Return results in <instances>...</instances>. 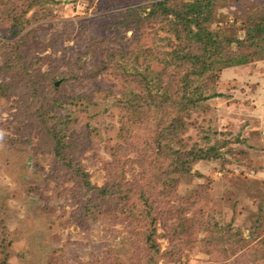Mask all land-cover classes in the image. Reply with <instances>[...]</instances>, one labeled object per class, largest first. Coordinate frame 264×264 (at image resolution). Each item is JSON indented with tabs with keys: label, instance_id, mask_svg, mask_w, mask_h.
Instances as JSON below:
<instances>
[{
	"label": "rangeland",
	"instance_id": "1",
	"mask_svg": "<svg viewBox=\"0 0 264 264\" xmlns=\"http://www.w3.org/2000/svg\"><path fill=\"white\" fill-rule=\"evenodd\" d=\"M159 1L191 0H0V66L15 44L41 87L0 97V264L5 253L7 264H264V59L196 78L216 94L166 141L183 152L218 146L220 157L175 174L172 187L152 181L151 137L165 119L150 101L140 110L129 101L147 96L156 76L168 80V60L178 61L170 53L180 25ZM212 1L205 22L224 37L264 23V0ZM12 80L0 71V82ZM44 95L58 100L52 114L68 118L91 182L108 184L113 171L128 193L125 209L119 196L84 208L28 109Z\"/></svg>",
	"mask_w": 264,
	"mask_h": 264
},
{
	"label": "trees",
	"instance_id": "2",
	"mask_svg": "<svg viewBox=\"0 0 264 264\" xmlns=\"http://www.w3.org/2000/svg\"><path fill=\"white\" fill-rule=\"evenodd\" d=\"M175 4L172 5L167 4V1H159L155 6L162 8L167 14L172 15L175 24L180 25L179 29H174L179 43L170 53L172 58L178 61L168 60V65L173 68V71L170 69L168 80L164 81L162 80V76H156V81L153 83L154 86L150 87L147 96L133 97L129 101L131 109L139 110L150 101L147 106L157 108L165 119V124L157 131V134L154 133L153 137H151L152 142L150 143V147L152 153L150 156L154 164L149 178L152 181L154 180V182L162 180L166 184V188L167 186H173L175 174L189 173L193 163L220 157L218 146H211L207 149L194 148L192 151L183 152L179 149H172L168 143L169 140L166 141L171 137L176 138L178 133L185 129V116H188L192 109L201 105V101L204 99L213 97L216 94L215 92L206 93L209 89V84L205 86L194 85L196 78L202 77L210 71H215L216 74H219V70L222 68L245 65L257 58L264 59V46L262 45L264 44V23L261 24L255 21L251 25H247V21L245 24V36L241 38L224 37V35L209 27L205 22L207 17L204 14L210 15L212 12V0L185 1L180 2L179 6ZM24 25L22 20L18 22V25L14 24L12 27L14 35L19 34L24 29ZM14 45L9 47L10 52H6L7 55L5 53L6 60L0 66V71L14 77L16 81L0 82V97L10 96L19 89L24 90L27 88V90L25 89L26 91L29 90L30 92H35V94L41 89V87H38V83L36 84V81L31 78L32 75H29L28 64L20 62L22 58L20 59V55L16 52L18 51V46L15 51H11ZM18 45L21 46V44ZM256 46H259L260 49H255L252 53L242 50L243 48ZM210 76L216 78L214 74ZM145 80L146 82L149 80L146 75ZM18 82L20 86L23 84V87H18ZM51 87L53 89L58 88L52 84ZM154 88L158 90L157 93H153ZM44 97L45 95L41 97L38 103L28 107V109H33L38 131L41 135L45 134V138L50 142L51 152L55 161L59 162L62 168L69 172V178L77 181V192L81 196L80 199L84 203V208L89 210L91 206H96V203H93V201L110 200L119 196L121 199L116 204L121 209H125L128 193L120 183L115 181L113 171L108 169V176L110 178L108 184L97 186L91 182L90 174L84 167L81 159L76 157L73 152L75 148L73 147L74 144L71 143V139L74 136L68 137L65 132L68 118L56 113L52 114V111L58 104L57 98L48 97L45 101ZM140 98L145 100V105L141 104ZM125 129L126 131L122 135V138L131 137V134L128 133V128L125 127ZM74 135H78L76 131ZM140 200L146 205L150 204H147L149 200L143 194L140 196ZM126 209L131 213L129 206ZM144 217L151 224H155L150 210L145 211ZM151 229L148 233L149 241L155 235L154 227H151ZM1 244L5 246L3 242ZM6 260L7 254L5 253L1 264H7Z\"/></svg>",
	"mask_w": 264,
	"mask_h": 264
}]
</instances>
